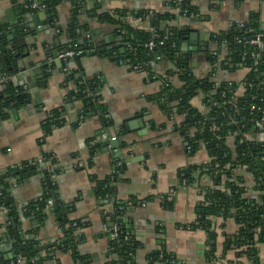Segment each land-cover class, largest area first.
<instances>
[{
  "label": "crops",
  "instance_id": "crops-1",
  "mask_svg": "<svg viewBox=\"0 0 264 264\" xmlns=\"http://www.w3.org/2000/svg\"><path fill=\"white\" fill-rule=\"evenodd\" d=\"M28 1L41 4L46 0H0V25L16 18L21 26L2 44L6 54L0 45V58L9 57L10 64L5 66L12 72L10 82L30 98L27 106L11 110L6 120L0 119V264H12L15 247L26 243L33 244L44 264H110L114 259L110 233L116 225L113 217L117 205L125 206L119 218L135 248L133 264H152L151 256L157 252L169 255L166 264H251L229 245L240 230L235 218L212 220L214 243L199 227L205 190L216 187L211 177L198 175L192 185L180 183L181 169L207 164L210 156L205 148L195 153L187 150L180 136L172 134V123L156 100L172 64L157 59L150 71H143L118 61L117 54L125 53L123 31L120 25L102 20L106 14L125 12L126 24L141 29L140 12L179 16L176 6L183 0H87L81 11L65 2L57 10L61 34L49 15L38 17L44 12H25ZM192 4L199 10L197 19L165 22L160 30L188 27L184 38L189 40L183 38V48L186 44L195 75L238 85L237 96H244L243 81L248 70L221 68V61H228L230 51L215 35L255 19L264 31V0H192ZM72 29L73 34L69 32ZM75 41L96 51H111L84 57L80 65L60 60L56 53L62 52L64 44ZM96 43L98 48L94 47ZM119 46L122 48L114 49ZM215 58L219 63L212 65ZM72 75L76 80L100 82L96 97L102 111L82 116L81 102L66 105L69 92L76 88ZM192 103L202 113L209 112L201 97ZM61 108L66 111V125L46 135L45 119ZM109 131L119 140L121 154H115L111 145H100L112 141ZM247 139L264 144V130ZM236 143L234 137L228 141L234 151ZM46 155L54 159L45 168H52L53 190L60 206L68 210V228L73 222L82 225L73 227L77 229L76 257L61 246L68 228L60 224L55 209L42 222L25 216L26 207L51 189L39 171L22 179V170L28 164L44 163ZM16 172L20 174L16 176ZM237 174L244 179L248 194L254 196L257 182L253 175L246 169H239ZM111 178L115 197L98 199L96 181ZM6 201L18 212L17 219H11L12 210L3 205ZM12 222L19 226L15 235L9 229ZM41 247L45 249L38 252ZM259 264H264V244L259 245Z\"/></svg>",
  "mask_w": 264,
  "mask_h": 264
},
{
  "label": "trees",
  "instance_id": "trees-1",
  "mask_svg": "<svg viewBox=\"0 0 264 264\" xmlns=\"http://www.w3.org/2000/svg\"><path fill=\"white\" fill-rule=\"evenodd\" d=\"M86 1L46 0L40 5L45 7V11H49L48 15L53 27L61 34L62 31L57 26L58 7L65 2H70L76 6L77 11H81L85 8ZM35 2L28 1L25 6ZM176 7L180 10L179 16L156 13L151 16V13L140 12L138 19L144 23L141 29H134L126 24L128 14L125 12H116L115 15L106 14L102 20L120 25L123 31L125 53L117 54L118 61L143 71H150L151 63L157 59L172 64V71L164 77L163 92L156 100L172 123V134L183 138V144L187 150L195 153L205 148L210 156V162L207 164L181 169L180 183L192 185L198 175H208L216 186L205 190V203L199 210V227L209 233L210 240L214 243L216 234L212 220L218 217L235 218L240 230L236 237L230 239V247L238 250V256H244L251 264H259V245L264 244V144L248 140L247 136L260 130L257 128V123L264 119V37L261 47L251 44L258 35L264 36V31L255 19L251 23L236 25L217 37V40L227 45L230 51L228 61H221V68L248 70L243 81L246 94L238 97L236 94L238 85L217 83L212 78L201 79L195 75L190 64V54L183 50V38L188 32L186 29L188 27L184 26L183 29L174 27L169 31L160 30L161 24L165 22L173 23L179 18L194 21L199 16V10L192 4V0H183ZM24 11L35 10L25 8ZM20 27H12L9 24L0 25V45L6 44L9 33L13 30L19 31ZM73 31L74 29L69 30L72 34ZM151 42L155 44L153 49L148 47ZM81 46L83 45L80 42L75 41L69 45L64 44L61 50L75 51ZM217 62L219 63L218 58L211 60L212 65ZM5 65H7L5 60L0 58V71H2L0 75L10 77L12 72ZM71 79L75 82L76 88L69 92L66 105L70 102H81L82 116L90 112L102 111L101 103L96 97L100 82L76 80L74 75ZM198 97L202 98L209 110L208 113H202L193 105L192 102ZM29 103L30 98L26 93L8 81L0 93V119H8L11 110L25 107ZM65 112V108L57 109L45 119L43 129L46 135L66 125ZM231 137L237 140L235 151L228 145ZM53 162L54 159L50 155L44 157L46 167ZM239 169H246L256 179L257 189L254 196L248 194L244 179L237 174ZM35 171L42 174L47 186L53 171L51 167L47 169L41 164L25 165V169L22 170V179H28ZM96 182L98 199L115 197L114 179ZM5 196L7 197V194ZM52 200V193L46 191L38 201L26 207L25 216L40 222L44 221L48 213L54 209L48 204ZM165 200L166 206H169L168 197ZM3 205L6 209L12 210L11 219L18 218V212L8 201ZM116 207L118 212L113 220L120 228L121 235L118 241H112L114 259L110 264H133L135 248L128 239L126 226L119 218L125 206L117 205ZM54 213L60 224L68 228L70 223L68 210L65 206H60L59 200L58 210ZM71 224L72 227L66 231L67 239L61 246L63 250L73 252L76 257L77 229L73 228L74 222ZM79 227H82L80 223L77 228ZM9 229L11 235H15L18 233L19 226L12 222ZM213 246L215 247V244ZM15 250L13 262L22 260L25 264H44V259H38V253L35 252L33 244L17 245ZM151 259L152 264H166L170 257L165 252H157L151 256Z\"/></svg>",
  "mask_w": 264,
  "mask_h": 264
},
{
  "label": "water",
  "instance_id": "water-1",
  "mask_svg": "<svg viewBox=\"0 0 264 264\" xmlns=\"http://www.w3.org/2000/svg\"><path fill=\"white\" fill-rule=\"evenodd\" d=\"M49 14V11H45L44 14L42 15H39L38 17H46V15ZM38 17H36V19H38ZM10 26L12 27H16L18 26V24L16 23V18L14 20H12L10 23H9ZM13 36L10 37L11 40H13ZM194 36L192 35L191 36V39H193ZM184 40L187 42L189 40V38L185 37ZM82 45V43H80ZM94 47L98 48V44L96 43L94 45ZM116 48H122L121 46L119 47H115L114 49ZM1 50H2V53L3 54H6L7 53V48L4 46V45H1ZM111 51V48H108V49H102V50H94L91 46H81L80 48L77 49L76 51V54L74 55V57L72 59H70V64H73V63H77V64H81V59L84 58V57H95L97 55H100L101 53H104L106 51ZM183 50L185 52H188V47L187 45L185 44V47L183 48ZM124 52V51H123ZM57 55H59L58 53H56ZM3 59L5 60L6 64L9 65L10 64V61H9V57L7 55H4ZM60 63L62 64L63 61H60ZM10 70V69H9ZM140 70V69H139ZM16 87H18L17 84H15ZM2 89H0V91H2ZM110 135H111V138H112V141H110V143H101L100 145L102 146H105V147H108V146H112V149L116 152L115 154H121L122 152V149H121V146H120V143H119V140L117 138H113L112 137V134H111V131H109ZM114 154V155H115ZM42 167H46L44 163L41 164ZM20 172H16L15 175H19ZM34 175H37V172H34ZM48 185H49V188L51 189V193H52V201H53V207L55 210H58V200H57V195L55 193V191L53 190V182H52V179L48 180ZM9 203V202H8ZM55 245H51L50 247H54ZM49 246L47 247L48 249L50 248ZM45 248L41 247V249L38 250V252L40 251H43Z\"/></svg>",
  "mask_w": 264,
  "mask_h": 264
},
{
  "label": "built area",
  "instance_id": "built-area-1",
  "mask_svg": "<svg viewBox=\"0 0 264 264\" xmlns=\"http://www.w3.org/2000/svg\"><path fill=\"white\" fill-rule=\"evenodd\" d=\"M25 8H26V9H32V10H35V11H42V12H45V7H42V6L40 5V3H38V2L32 3V4H30V5H26ZM152 14H153V13H151V16H152ZM182 19L185 20V21H187V22H192V21H193V20H188V19H186V18H182ZM139 25H140L139 27H142V25L144 26V23H143V22H140ZM241 25H242V24H241ZM139 27H138V28H139ZM241 27H243V26H241ZM218 36H219V34H218V35H215L216 38H217ZM263 37H264V36H263L262 34L258 35L253 41H251V44H252V45H255V46H258V47H261V46H262V40H263ZM239 43H241V42L239 41ZM148 47H149L150 49H153V48L155 47L154 42H151V43L148 45ZM76 51H77V50H75V51H62V52L59 54V59H60V60H63V61H68V60H70V59H72V58L74 57V55L76 54ZM139 69H140V68H139ZM8 81H10V77H7L6 75H2V76L0 75V89H2L3 86H4ZM0 93H1V91H0ZM257 128L260 129V130H264V119H262L261 121H259V122L257 123ZM181 141L183 142V138L180 137V142H181ZM48 204H49V207H52V206H53V202H52V201H50ZM74 227L77 228V227H78V224L75 223V224H74ZM110 235H111V239H112V241H118L119 238H120V235H121L120 228H119L117 225H115V226L112 228ZM12 264H25V262L22 261V260H19V261H17V262H13Z\"/></svg>",
  "mask_w": 264,
  "mask_h": 264
}]
</instances>
